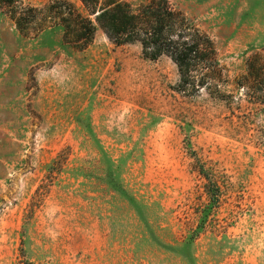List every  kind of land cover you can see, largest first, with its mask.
<instances>
[{
    "label": "rangeland",
    "instance_id": "1",
    "mask_svg": "<svg viewBox=\"0 0 264 264\" xmlns=\"http://www.w3.org/2000/svg\"><path fill=\"white\" fill-rule=\"evenodd\" d=\"M169 2L214 40L221 94L99 26L81 50L0 9V264H264V0ZM53 66L70 81L37 84Z\"/></svg>",
    "mask_w": 264,
    "mask_h": 264
},
{
    "label": "trees",
    "instance_id": "2",
    "mask_svg": "<svg viewBox=\"0 0 264 264\" xmlns=\"http://www.w3.org/2000/svg\"><path fill=\"white\" fill-rule=\"evenodd\" d=\"M20 2L0 0V9L9 7L8 12L21 32H26L29 23L43 15L50 18L52 25L62 26L66 43L82 50L93 40L99 26L118 45L138 43L146 58L170 57L179 71L180 91L194 94L207 88L216 89L218 94L222 92L216 76H221L223 69L214 40L181 10L172 7L169 0H150L137 10L123 0L102 3L101 0H81L88 10L87 15L68 0H53L40 9L20 7ZM258 61L257 56L250 59V76L263 74L264 65L258 66Z\"/></svg>",
    "mask_w": 264,
    "mask_h": 264
},
{
    "label": "clouds",
    "instance_id": "3",
    "mask_svg": "<svg viewBox=\"0 0 264 264\" xmlns=\"http://www.w3.org/2000/svg\"><path fill=\"white\" fill-rule=\"evenodd\" d=\"M33 75L37 84H43L45 80H52L60 87H64L71 79L66 68L60 66H53L49 69L38 68ZM120 119L123 120L124 116L121 115Z\"/></svg>",
    "mask_w": 264,
    "mask_h": 264
}]
</instances>
